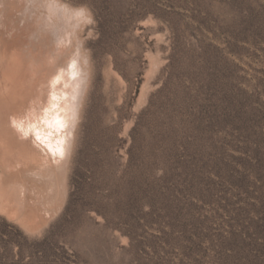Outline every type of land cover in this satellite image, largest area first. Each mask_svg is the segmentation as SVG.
Returning a JSON list of instances; mask_svg holds the SVG:
<instances>
[{
  "label": "rangeland",
  "instance_id": "obj_1",
  "mask_svg": "<svg viewBox=\"0 0 264 264\" xmlns=\"http://www.w3.org/2000/svg\"><path fill=\"white\" fill-rule=\"evenodd\" d=\"M58 1L90 71L67 194L0 197V264H264V0ZM2 18L1 180L35 164Z\"/></svg>",
  "mask_w": 264,
  "mask_h": 264
},
{
  "label": "bare ground",
  "instance_id": "obj_2",
  "mask_svg": "<svg viewBox=\"0 0 264 264\" xmlns=\"http://www.w3.org/2000/svg\"><path fill=\"white\" fill-rule=\"evenodd\" d=\"M79 10L69 8L67 4H62L58 0H0V15L3 17L1 23L5 29L12 30L13 44L18 45V47H14L15 49L13 48L14 51L10 56L11 61L22 67L19 66L18 69L24 70L21 71L22 73L19 72L21 74L18 78L21 85L19 92L24 97L22 100L20 99V102L24 109L23 117L26 123L23 126L20 120L23 118L21 116V118L16 116L15 121L21 122L23 134H26V129L32 132L34 130L37 137L34 138L31 132L27 138L29 137V141L34 146L26 148L27 146L24 144L25 149L23 148L29 154L27 159L33 158L32 161L35 164L32 167L27 165V168L20 169L18 166L17 162L26 161L23 151H18L14 156L4 153L6 160V162L4 161V168L5 170L8 169L10 174H3L5 177L2 180L0 178V193L2 195L0 197L9 200H12L14 196L17 197L19 209L24 207L26 210L25 206L28 199L34 200L36 203H43V196L45 195H42V191L38 188L39 181L46 188L52 184L53 192L58 197L61 196V199L65 198L67 194V162L70 159L77 117L86 88H88L87 79L90 77H88L90 71H88L89 67L85 65L86 61L84 63L83 57H79L82 52L79 54L77 51L75 52L77 55H71L69 50L72 47L71 42L68 41H80V37L77 35L78 30H75L77 33L73 30L76 21L74 19L77 17L78 20L80 17L77 16ZM14 16L16 20L23 19L24 22L23 20L22 24H19V20V22H15ZM81 19L78 20L79 23ZM23 24L24 26L21 28ZM69 35L71 36L69 37ZM67 44L70 45L69 49ZM3 46L5 47V44ZM80 50L82 49H79V52ZM7 60L9 61L6 59L4 64L7 63ZM3 68L6 70V66ZM37 146L41 149H37ZM39 150L42 153L44 150V154L46 152L45 155L50 161V167H46L45 164L43 165L42 162L38 161L42 155ZM52 152L55 154L54 162L51 157ZM42 158L44 157L42 156ZM22 193L25 197L24 205H22V200L19 201L18 198ZM9 200L7 201L10 202Z\"/></svg>",
  "mask_w": 264,
  "mask_h": 264
}]
</instances>
